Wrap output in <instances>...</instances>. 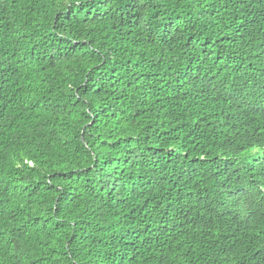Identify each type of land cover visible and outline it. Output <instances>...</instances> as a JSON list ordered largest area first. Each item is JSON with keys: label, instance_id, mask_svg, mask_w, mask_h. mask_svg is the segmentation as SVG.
Returning a JSON list of instances; mask_svg holds the SVG:
<instances>
[{"label": "trees", "instance_id": "16d2710c", "mask_svg": "<svg viewBox=\"0 0 264 264\" xmlns=\"http://www.w3.org/2000/svg\"><path fill=\"white\" fill-rule=\"evenodd\" d=\"M0 264H264V0H0Z\"/></svg>", "mask_w": 264, "mask_h": 264}]
</instances>
